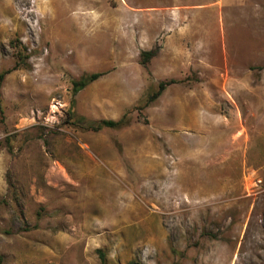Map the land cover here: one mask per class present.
<instances>
[{
    "label": "rangeland",
    "instance_id": "rangeland-1",
    "mask_svg": "<svg viewBox=\"0 0 264 264\" xmlns=\"http://www.w3.org/2000/svg\"><path fill=\"white\" fill-rule=\"evenodd\" d=\"M263 66L264 0H0V264H264Z\"/></svg>",
    "mask_w": 264,
    "mask_h": 264
},
{
    "label": "trees",
    "instance_id": "trees-1",
    "mask_svg": "<svg viewBox=\"0 0 264 264\" xmlns=\"http://www.w3.org/2000/svg\"><path fill=\"white\" fill-rule=\"evenodd\" d=\"M143 57H146L147 60H149L152 57V53H143L142 54ZM144 64V63H143ZM259 70H264V66L259 68ZM103 76V74H91L88 76H83L82 78H80V80L76 81L73 83V91L74 94H78L80 91L84 90L85 88H87L90 84L98 81L101 77ZM4 80V75H1V83ZM166 89V85L165 83H161L158 87V92L155 93L153 96H151L149 98V102H151V100H156L158 97L161 96V94L165 91ZM125 121L120 120V121H99V122H93L90 123L87 128L88 130H91L93 132H99L105 128L108 129H118L120 127H122L124 125ZM100 256L102 259H104V254L100 251ZM103 264H106L103 260Z\"/></svg>",
    "mask_w": 264,
    "mask_h": 264
}]
</instances>
